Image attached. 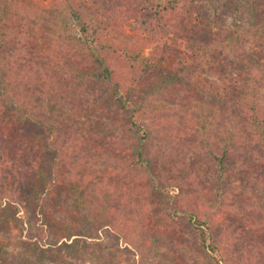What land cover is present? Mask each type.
Returning a JSON list of instances; mask_svg holds the SVG:
<instances>
[{"label":"rangeland","instance_id":"374dc122","mask_svg":"<svg viewBox=\"0 0 264 264\" xmlns=\"http://www.w3.org/2000/svg\"><path fill=\"white\" fill-rule=\"evenodd\" d=\"M175 1L156 26L152 0H0V43L23 51L14 76L34 75L28 107L0 108L29 154L12 166L0 136V264H208L195 217L230 264H264V0ZM124 4L136 14L113 21ZM78 22L157 68L118 51L113 79L94 78ZM251 99L262 123L243 113Z\"/></svg>","mask_w":264,"mask_h":264},{"label":"trees","instance_id":"16d2710c","mask_svg":"<svg viewBox=\"0 0 264 264\" xmlns=\"http://www.w3.org/2000/svg\"><path fill=\"white\" fill-rule=\"evenodd\" d=\"M122 2V1H121ZM153 4L149 8V12L152 13L151 21L153 23H149V25L155 24L156 26H160L161 23H164L165 18L169 16L171 9L174 8L173 6L176 1L175 0H152ZM162 3H166V5H163ZM19 5V4H18ZM163 7V9L161 8ZM171 7V8H170ZM161 8V9H160ZM120 11H124L128 15H135L136 14V8L135 6L130 5H120L118 8H116L113 12L107 15L109 17H112V20H118V17L116 16V13ZM121 13V12H120ZM117 13L118 16H122L123 14ZM78 19V17H76ZM78 30L76 32V37L79 41V43L86 47V49L91 52V56L95 58L96 62L99 64V71L95 72L94 78H98L102 80L103 83H109L111 81L113 72L111 69L104 64L105 58L107 55H111L114 59L118 57V51L123 54V61L125 60L129 63V68L137 71L141 69V71H151L154 68H157V64H155L152 61L151 57H145L142 55L140 51H135L136 48L140 47L139 44L133 43L132 47L128 45V47H125L121 42L114 41V40H105V38L100 34V32H97L96 29H89L90 24L78 22ZM103 25V24H102ZM99 26V25H98ZM105 27H107L105 25ZM23 51L20 49H14L12 50V47L5 48L3 44L0 43V90L2 94L0 95V108H3V106L10 107L14 102H17V107H21V109H24L29 106L30 98H26L23 100L21 98L23 91L21 89L22 86H24L26 81H29L34 77L33 71L31 72L29 69L28 71L22 70L21 72H18V76H14V72L18 70V67L21 65L19 57H22ZM105 54V55H104ZM103 55V56H102ZM102 57V58H101ZM31 69V68H30ZM26 71V72H25ZM170 69L163 68L161 71V74H163L165 77H167L166 73H168ZM180 73V72H179ZM169 75V73H168ZM154 77V76H152ZM41 80H45L47 82V85L50 86L51 82H49L48 76L41 74ZM15 87L16 91L14 92V95H11V90ZM118 87V86H117ZM114 97L118 103H120L122 106L126 105V102H131L132 106L130 108V113H139V108L141 107L142 101L138 102L136 104V100L134 98V95L131 97L124 98L122 96L118 95V89H115ZM52 94V90L46 91V96H50ZM8 104H5V103ZM139 105L138 109H135ZM258 109V104L254 102L253 99L249 101V105L245 106L243 108V113L246 115V118L250 119V123H262V120H259L258 114L255 113ZM1 110V109H0ZM248 110V111H246ZM143 112V111H142ZM13 118L8 120L9 125L7 129L0 128V136H2V142L1 144L3 146L6 145V148L4 149V152L9 150L10 154H12L13 161L12 166H19L21 164H25L29 160V154L27 152V146L25 142V138L23 137L22 133L19 131V125L13 124ZM13 124V126H12ZM0 125H2L0 123ZM4 125V124H3ZM260 139L264 141V133L263 136L260 134ZM7 139L8 141H6ZM69 146H66L63 148V152L66 151ZM139 159L141 157V153L138 154ZM65 157V156H64ZM9 162V161H8ZM30 168H32L30 166ZM37 171V168L35 169ZM41 173H43L41 171ZM40 173V174H41ZM1 208V204H0ZM193 214L191 215V218L189 221L193 219ZM195 223L191 226L192 229H194L196 234V238L198 240V245L200 249L205 254V261L209 262L208 264H221L224 262L225 264H230V260H234L233 257L227 258L228 254L231 253L229 249H225V246L220 245V240H214L210 242L212 235L206 234L204 228L201 226L204 224V222H201L196 217ZM263 231L264 230V223L260 227ZM0 243L3 244V240L0 239ZM259 252L263 254L262 258H264V244L263 242L260 243V246L258 248ZM249 264H259L258 259L255 258V260H250Z\"/></svg>","mask_w":264,"mask_h":264}]
</instances>
